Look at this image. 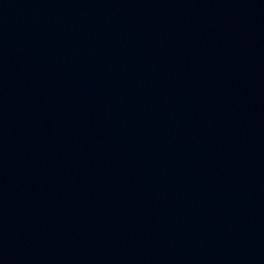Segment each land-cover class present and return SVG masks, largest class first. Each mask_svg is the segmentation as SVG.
<instances>
[{
  "label": "water",
  "instance_id": "1",
  "mask_svg": "<svg viewBox=\"0 0 264 264\" xmlns=\"http://www.w3.org/2000/svg\"><path fill=\"white\" fill-rule=\"evenodd\" d=\"M0 264H264V0H0Z\"/></svg>",
  "mask_w": 264,
  "mask_h": 264
}]
</instances>
